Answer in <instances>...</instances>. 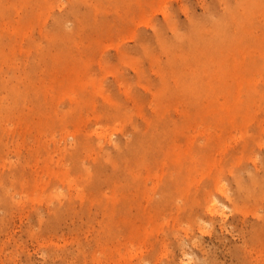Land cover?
<instances>
[{
    "label": "rangeland",
    "instance_id": "rangeland-1",
    "mask_svg": "<svg viewBox=\"0 0 264 264\" xmlns=\"http://www.w3.org/2000/svg\"><path fill=\"white\" fill-rule=\"evenodd\" d=\"M10 1L0 2V264H264V184L251 179L264 178V0ZM73 9L93 10L92 24ZM214 15L234 20L218 27ZM63 17L78 33L51 42ZM217 30L231 45L214 42ZM211 43L196 68L193 44ZM226 63H238L239 100ZM97 125L112 138L99 143ZM211 197L227 205L224 220L207 212Z\"/></svg>",
    "mask_w": 264,
    "mask_h": 264
},
{
    "label": "bare ground",
    "instance_id": "bare-ground-1",
    "mask_svg": "<svg viewBox=\"0 0 264 264\" xmlns=\"http://www.w3.org/2000/svg\"><path fill=\"white\" fill-rule=\"evenodd\" d=\"M3 1H4L5 4H7L6 2H9V0H2V2H3ZM5 1H6V2H5ZM75 1H77V0H75ZM95 1L97 2V0H95ZM100 1H103V0H99L98 2H100ZM112 1H113V0H112ZM112 1H110V2H112ZM245 1H246V0H245ZM247 1H248V0H247ZM253 1H254V0H253ZM257 1H258V3H259L260 0H257ZM261 1H262V0H261ZM261 1H260V2H261ZM0 2H1V0H0ZM10 2H12V0H11ZM73 2H74V1H73ZM93 2H94V1H93ZM104 2H105V1H103V3H104ZM108 2H109V1H108ZM225 2H227V0H226ZM237 2H238V1H237ZM239 2L245 3L244 1H239ZM254 2H256V1H254ZM254 2H253V3H254ZM78 3H79V2H77V5H78ZM88 3H89V1L87 0V4H88ZM101 3H102V2H101ZM103 3H102V6H101L100 3H99L100 6H98V4L95 5V3H94V5L97 7V11L100 10V7H101V8L103 7ZM114 3H115V2H114ZM114 3H113V2L111 3V4H113L112 6H114V5L116 4V3H115V4H114ZM253 3H252V5H253ZM263 3H264V2H262V4H263ZM80 4H82V3L80 2ZM91 4H93V3L91 2L89 5H91ZM226 4H227V3H226ZM230 4H232V3H230ZM230 4H229L228 7L233 6V5L230 6ZM254 4L257 5V2L254 3ZM1 5H2V6H5L3 3H1ZM71 5H72V3H71ZM73 5H75V6H74V9H75V7H77V6H76V4H74V3H73ZM73 5H72V6H73ZM255 5H254V6H251L249 10L247 9V7H244V9H243V8H242V5H241L240 8H242L243 10H246V9H247V11H250V10L252 9L251 11H253V10L256 8ZM117 6H118V7H117ZM243 6H244V5H243ZM259 6H260V5H257V7H259ZM93 7H94V6H93ZM98 7H99V8H98ZM104 7H107V3H106V5L104 4ZM115 7L119 8V5H115ZM213 7H214V6H213ZM238 7H239V6H238ZM238 7L236 8V7L233 6V8H234V9L236 8L237 10H238ZM252 7H254V9H253ZM2 8H4V7H2ZM210 8H211V7H210ZM210 8H209V9H210ZM226 8H227V7H226ZM240 8H239V9H240ZM261 8H262V7H261ZM263 8H264V5H263ZM74 9H73L71 15H75V14L78 13V14L80 15V18H83V17H81V16L84 15V18H85V19H86V17H87V18H88V17L91 18V20L93 19V18H92L93 15H92V16L90 15V14H92V11H93V10L90 11L91 13H89V12L87 13V14H89V16H88L86 13H85V14H86V16H85V14H83V13H82V15H81V12H80L81 10H80V9H79V10H80V11H79L80 13H79L78 11H75V12H74ZM212 9H213V8H212ZM228 9H229V8H228ZM7 10H8V9H7ZM116 10H117V9H116ZM230 10H231V12L233 11L232 9H230ZM256 10H257V9H256ZM258 10H259V9H258ZM258 10H257V13H259ZM3 11H4V10H2V12L0 11V15H1L2 17H3V16L5 17V16L7 15L6 13H7L8 11L5 12V13H3ZM111 11H112V10H111ZM117 11H119V10H117ZM235 11H236V10L233 11V14L235 13ZM251 11H250V12H251ZM73 12H74L75 14H73ZM76 12H77V13H76ZM114 12H116V11L114 10ZM224 12H225V11H224ZM260 12H261V10H260ZM34 13H35V12H34ZM109 13H110V12H109ZM116 13H117V12H116ZM118 13H119V12H118ZM212 13H213V12H212ZM236 13H237V12H236ZM242 13H244V12H242ZM251 13H252V16L257 15L256 12H255V15H254L253 12H251ZM2 14H6V15H2ZM27 14H28V16L32 15V13H30V12H28ZM93 14H94V13H93ZM95 14L97 15V12H96ZM228 14H229V13L225 12V15H228ZM18 15H19V17H20V14H18ZM98 15H99V14H98ZM120 15H121V13H120ZM211 15H212V14H211ZM211 15H209L208 17H210ZM248 15H250V14H248ZM94 16H95V15H94ZM214 16H215V15H214ZM229 16H232V15H229ZM229 16H227V18H223V17L221 18V17L218 16L220 19H218V17L215 16V17L217 18V21H218V22H217V21L215 20L216 23L218 24L217 26H218V27H219V25L223 26L224 23L226 24L225 21H227V20H234V18H230ZM76 17H78V16H76ZM95 17H99V16H95ZM239 17H241V16H239ZM247 17H248V16H247ZM78 18H79V17H78ZM78 18H77V20H80V21L82 20V19H78ZM211 18H212V17H211ZM211 18H209V19H211ZM251 18H252V17H251ZM19 19H20V18H19ZM21 19H24V17H23V18L21 17ZM85 19H83V20L86 21L87 19H86V20H85ZM102 19H103V18H102ZM206 19H207V18H206ZM206 19H205V20H206ZM248 19H249V18H248ZM66 20H67V18H64V17L55 20V23L53 24V27H52L51 30H50L51 37L54 38V39L51 38V40H52L51 42H53V41L56 40V39L58 40L59 38H65V39H66V37H67V38H69V37H71V36L74 37L75 34L78 33V31H77L78 28L75 29L77 32H76L74 29H73L72 31L69 29V26H68ZM83 20H82V21H83ZM88 20H89V22H90V19H88ZM88 20H87V22H88ZM98 20H100V19L97 18V21H98ZM245 20H246V17H245ZM19 21L24 23L23 20L21 21V20H18V19H17V22H18L19 24H21ZM80 21H78V22H79V23H82V25H83V23H84L83 26L85 27V22H82V21L80 22ZM92 21H93V20H92ZM97 21H96V22H97ZM104 21H105V20H104ZM104 21L102 20V23H100V21L97 22V25H95V26H97V27H96V28H97L96 30H100L98 27H99V25H103ZM197 21L199 22V20H197ZM202 21H203V19H202ZM202 21H201V22H202ZM235 21H236V20H235ZM198 22H197V23H198ZM236 22H237V21H236ZM244 22H245V21H244ZM244 22H243V23H244ZM23 23H22V24H23ZM79 23H78V24H79ZM90 23H91V22H90ZM90 23H88V24H90ZM105 23H106V21H105ZM116 23H117V22H116ZM230 23H231V22H230ZM245 23H246V22H245ZM86 24H87V23H86ZM88 24L86 25V28H88L87 26H90V25H88ZM91 24H92V23H91ZM98 24H99V25H98ZM225 24H224V25H225ZM227 24L229 25V21H228ZM227 24H226V25H227ZM80 25H81V24H80ZM104 25H106V24H104ZM104 25H103V26H104ZM111 25H112V24H111ZM111 25H110V26H111ZM117 25H118V23H117ZM230 25L233 26V24H230ZM241 25H242V24H241ZM103 26H102V27H103ZM110 26H109V28L112 27V26H111V27H110ZM114 26H116V24H115ZM211 26H212V25H211ZM221 26H220V27H221ZM236 26H237V25H236ZM238 26H239V25H238ZM238 26H237V29L239 28ZM91 27H93V26H91ZM105 27H106V26H105ZM105 27H103V28H105ZM191 27H192V26H191ZM25 28L27 29L28 27H25ZM80 28H81V27H80ZM100 28H101V26H100ZM223 28H224V27H223ZM226 28H229V26L226 27ZM230 28H231V27H230ZM240 28H241V27H240ZM240 28H239V29H240ZM82 29H84V28L82 27V28L79 29V30L82 31ZM101 29H102V28H101ZM212 29H213V28H212ZM216 29H217V28H216ZM224 29H225V28H224ZM224 29H223V30H224ZM241 29H242V28H241ZM84 30H85V29H84ZM84 30H83V31H84ZM102 30H103V29H102ZM196 30H197V33H199V32H200L199 30H201V29L198 30V28H197ZM196 30H194V33H195ZM213 30H214V29H213ZM218 30H219V28H218ZM218 30H217V31H218ZM220 30H222V28H221ZM228 30H230V29H228ZM25 31H26V30H25ZM198 31H199V32H198ZM48 32H49V31H48ZM48 32H47V33H48ZM74 32H76V33H74ZM201 32H202V30H201ZM214 32H215V31H214ZM224 32H225V31H224ZM224 32H223V33H224ZM230 32H231V30H230ZM230 32H229V34H230ZM238 32H239V31H236V33H238ZM25 33H27V31H26ZM216 33H219V34L221 33V34H223L222 31H221V32L218 31V32H216ZM216 33H215V35H216ZM226 33H227V32H225V36H223V35H224V34H223L222 36L219 35L220 37H219V36L213 37L214 42L216 41V38H219V41H218V42L221 41L220 39H222L223 42H224V40H225L226 38H227V40H228V37H226V35H227ZM73 34H74V35H73ZM24 35H25V34H24ZM26 35L28 36L29 34L27 33ZM185 35H186V34H185ZM45 36L48 37V35H45ZM49 36H50V35H49ZM227 36H228V35H227ZM55 37H56V39H55ZM144 37L146 38L147 36H144ZM144 37H143V38H144ZM178 37H179V35H178ZM187 37H188V35H187ZM223 38H224V40H223ZM47 39H49V38H47ZM148 39H149V38H148ZM144 40H145V39H144ZM91 41H92V40H91ZM222 41H221V42H222ZM229 41H230V40H229ZM231 41H232V40H231ZM51 42H50V43H51ZM216 42H217V41H216ZM218 42H217V44H218ZM221 42H220V43H221ZM225 42H226V41H225ZM225 42H224V43H225ZM233 42H234V41H233ZM80 43H81V42H80ZM92 43H93V42H92ZM226 43H228V42H226ZM230 43H231V42H229L228 45H231ZM0 44H1V41H0ZM217 44H214V45H213V43H211V44L206 45V46H209V47L212 46V47H211L212 49H208V47L204 48L203 46H198V45L193 44L194 47H193L192 49H194V50H193L194 52H197V53H195V57H193L194 64H195L196 66H198V67H196V68H199V69H200V67H201V69H202V67L205 68V67L208 65V60H207V59H204V58H205V54L208 55L209 52L217 51V50H215V48L218 46ZM237 44L240 45V42H237L236 45H237ZM48 45H49V43H48ZM54 45H55V44H54ZM191 45H192V43H191ZM37 46H39V43L37 44ZM41 46H42V45H41ZM49 46H51V44H50ZM52 46H53V44H52ZM91 46H95V45L90 44V47H91ZM167 46H168V45H167ZM221 46H222V44H221ZM224 46H225V45H224ZM213 47H214V48H213ZM189 48H190V46H189ZM222 48H223V46H222ZM225 48H226V46H225ZM225 48H224V49H225ZM192 49H191V50H192ZM208 56H209V55H208ZM229 56H230V55H229ZM229 56H228V57H229ZM228 57H227L225 60H227ZM222 65H223V64H222ZM235 65H236V66H235ZM237 65H238V63H235L234 66H233L234 69H236V70L239 69V68L237 67ZM225 66H226V67H225ZM223 67H224V70L227 69V71L224 72V76L227 74L226 77L231 78L230 75H232V77H233V74H232V68H233V67H230V65H229L228 63H226L225 65H223ZM223 67H220V66H219L218 68H220V69L222 68V70H223ZM235 67H236V68H235ZM199 69H197V70H199ZM230 70H231V71H230ZM217 71H218V72H217ZM217 71H216V73H218V75H220L219 73L221 72V70L218 69ZM230 72H231V73H230ZM235 72H236V71H235ZM239 73H240V70L238 71V73H235V74H234V75H235V78L233 77V78H231V79H228L227 83L225 84L226 87L231 88V90H230V92H229V96H230V97H233V98L236 99V100H239L240 97L242 96V95H241V90L243 89L242 86H241L242 84H240V82H239V84H240V85H239V84L236 82V80H238V79H236V78H239V77H237L238 75L236 76V74H239ZM229 74H230V75H229ZM228 75H229V76H228ZM67 76H69L68 79L70 80V82H73V83H75V84L78 85L76 88H78V89L81 88L82 83H81V84L78 83V81L80 80V78H79V76H78L77 74H74L73 72L69 71V72L67 73ZM203 77H204V76H203ZM216 77H218V76H216ZM200 79H202V77H200ZM233 79H236V80H233ZM229 80H231L232 82L229 81ZM244 80H245V78H244ZM246 80H247V79H246ZM56 81H57V80H56ZM240 81H241V79H240ZM247 81H248V80H247ZM247 81H246V82H247ZM57 82H58V81H57ZM176 82H177V81H176ZM208 82H210V83H208V85H209V90H210V94H209V96H210L212 99H214V95H216L215 92H214V91H215V88H214V89H211V88L214 87V86H216V84H217V83H220V82L218 81V79H217V80H215V79H214V80L210 79V81H208ZM242 82L245 83V81H241V83H242ZM58 83H59V82H58ZM58 83H53V84L51 85V88H52V89H54V88H58V87H59V84H58ZM208 85H207V86H208ZM198 86H199V84H198ZM207 89H208V88H207ZM211 90H212L214 93H212ZM44 91H46V89H44ZM207 92H208V91H207ZM205 93H206V90H205ZM251 94H252V93H251ZM251 94H248V95H247V98H249V100L253 102V100H255L257 97H256L255 99H253L252 97L254 96V94H252V95H251ZM255 96H256V95H255ZM255 96H254V97H255ZM201 97H202L201 95H197V96L195 97V100L197 101V103H199V99H200ZM57 99H59L58 96H52V98H51V100H52L53 103H56V101H58ZM252 99H253V100H252ZM218 102H219V101H217L216 103H214L213 106L218 105V106H220V108H221L222 110H225V109H226L227 112H230V110L228 109L227 106L222 105V104H220V103H218ZM172 106H173V105H172ZM175 106H176V105H175ZM173 107H174V106H173ZM224 107H225V109H224ZM161 108H163V107H161ZM176 110H178V109L176 108ZM176 112H177V111H176ZM178 112H179V111H178ZM223 112L226 113L225 111H223ZM181 114H182V113H181ZM203 114H204V113H203ZM100 116H101V115H100ZM95 117H96V116H95ZM97 117H98V115H97ZM102 118H103V117H102ZM102 118H99V117H98V118H97V121L101 120ZM68 130H70V129H68ZM69 132H71V131H69ZM79 133H80L79 128H75V129H73V131H72L71 134H72V135H75V134L78 135ZM93 133L97 136L98 139H100V140H99V143H101V140H102V139H103V140H108V139H111L112 136H113V132H112L111 128H109V127L104 128L102 125H97V127L95 128V130H94ZM146 138H147V137H140V139H146ZM138 142H139V139L137 140L136 144H137ZM88 145H89V141H88V140H85V139L81 140V141L79 142V144L77 145V150H76V151L74 150V151L71 153L72 158H74L75 160H77L78 158H80V157H81V152H83V151L80 152V150L83 149V148L86 149V147H87ZM64 148H65V149L67 148L66 145H65ZM107 157L110 158L109 155H107ZM57 164H58V163H57ZM51 173H52V175H53L55 172H53V170H52ZM49 174H50V173H49ZM55 174H56V173H55ZM61 176L64 177V175H61ZM251 179H252L253 184H255V185H256V184H257V185L264 184V178H263V177L260 178V176L258 177L257 175H253V174H252ZM72 183H73V182H68L69 186H72ZM240 187H241L242 190H245V189L248 188V185L245 184L243 181H241V182H240ZM220 192L222 193L223 197H226V198H227V193L225 192L224 186L221 187ZM229 199L231 200V196L229 197ZM209 202H210V204L208 205V207H207V209H206L207 212H208L212 217H220L222 220H224V219H225V216H226V215H225V212H224V208H226L227 205L224 204L221 200H219V199L216 198V197H215V198H214V197H211V199L209 200ZM262 224H263V223H262ZM262 224H261V225H262ZM260 227L262 228V226H260ZM257 230H258V228H257ZM189 257H192V255H189Z\"/></svg>",
    "mask_w": 264,
    "mask_h": 264
}]
</instances>
